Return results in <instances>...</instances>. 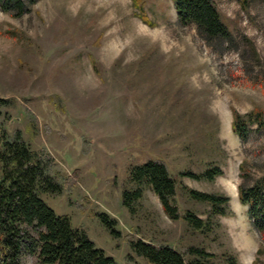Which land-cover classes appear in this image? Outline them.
Here are the masks:
<instances>
[{
  "label": "rangeland",
  "instance_id": "374dc122",
  "mask_svg": "<svg viewBox=\"0 0 264 264\" xmlns=\"http://www.w3.org/2000/svg\"><path fill=\"white\" fill-rule=\"evenodd\" d=\"M211 1L234 51L210 49L192 25L180 26L170 0H144L152 26L130 0H38L18 18L0 12V100L8 102L0 126L48 154L63 191L41 198L117 264H148L130 251L135 239L264 264V245L236 196L241 174L248 182L264 174V131L252 126L241 142L230 126L232 111H264V0ZM152 160L176 178L180 215L203 220L209 211L182 186L227 198V215L210 219L212 233L168 219L145 185L129 208L122 205V193L136 187L130 169ZM209 167L221 176H177ZM95 212L115 220L116 240ZM20 262L39 264L26 254Z\"/></svg>",
  "mask_w": 264,
  "mask_h": 264
},
{
  "label": "trees",
  "instance_id": "16d2710c",
  "mask_svg": "<svg viewBox=\"0 0 264 264\" xmlns=\"http://www.w3.org/2000/svg\"><path fill=\"white\" fill-rule=\"evenodd\" d=\"M36 1L0 0V12L18 18L26 14ZM130 1L136 11L135 16L143 24L152 26L143 13L144 0ZM170 1L180 26L192 25L197 36L210 49L218 47L220 53L234 51L231 47L234 37L211 0ZM0 106L5 108L8 102L0 100ZM231 116V131L241 142L246 140L252 126L254 131H264V111L258 108L244 115L232 111ZM54 165L45 152L31 150L18 130L9 134L0 126V264H21L23 254L35 256L39 264H117L96 248L83 230L74 228L68 216L56 215L41 198V195L59 196L63 191V186L54 176ZM239 168L242 170V165ZM221 174L218 167H209L199 175L184 171L177 176L209 182ZM240 179L236 186L238 203L246 208L247 221L264 245V174L250 182L246 175L241 174ZM129 180L136 187L131 192L122 193L124 207L129 208L140 198V187L145 185L157 198L168 219H181L199 234L212 233L211 217L227 215L225 196L200 193L185 186L181 189L187 196L208 205L209 211L203 220L187 210L180 215L172 203L176 178L168 174L162 161L152 160L132 167ZM93 216L111 239L119 237L114 219L101 212H95ZM128 247L148 264H217L218 259L220 264H238L231 253L216 257L200 247H187L185 256L164 243L155 244L141 239L129 240ZM258 252L259 249L256 250ZM250 264H257V259Z\"/></svg>",
  "mask_w": 264,
  "mask_h": 264
}]
</instances>
